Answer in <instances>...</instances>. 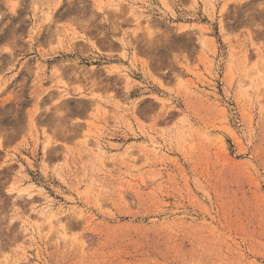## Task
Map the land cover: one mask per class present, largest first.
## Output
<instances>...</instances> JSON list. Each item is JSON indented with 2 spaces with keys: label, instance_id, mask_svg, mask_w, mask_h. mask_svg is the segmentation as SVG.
Instances as JSON below:
<instances>
[{
  "label": "rangeland",
  "instance_id": "374dc122",
  "mask_svg": "<svg viewBox=\"0 0 264 264\" xmlns=\"http://www.w3.org/2000/svg\"><path fill=\"white\" fill-rule=\"evenodd\" d=\"M0 150V264H264V0H0Z\"/></svg>",
  "mask_w": 264,
  "mask_h": 264
},
{
  "label": "crops",
  "instance_id": "0c3cea01",
  "mask_svg": "<svg viewBox=\"0 0 264 264\" xmlns=\"http://www.w3.org/2000/svg\"><path fill=\"white\" fill-rule=\"evenodd\" d=\"M13 145V144H12ZM12 145H10V147L12 146ZM9 147L7 146V145H5V147L4 148H2V151L3 152H5L6 151V149H8ZM0 152H1V150H0Z\"/></svg>",
  "mask_w": 264,
  "mask_h": 264
}]
</instances>
